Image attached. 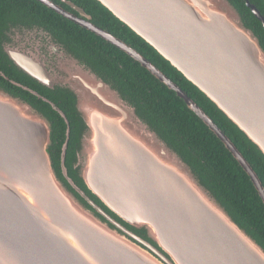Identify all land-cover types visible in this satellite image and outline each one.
<instances>
[{"label": "water", "instance_id": "water-1", "mask_svg": "<svg viewBox=\"0 0 264 264\" xmlns=\"http://www.w3.org/2000/svg\"><path fill=\"white\" fill-rule=\"evenodd\" d=\"M37 1L123 51L173 91L236 159L264 205V187L251 165L177 84L108 31L49 0ZM96 1L264 155V48L230 0ZM244 2L264 29L259 9ZM76 69L88 78H70L80 119L72 167L110 212L146 237L111 217L68 176L65 114L50 103L66 124L60 167L73 190L54 167L49 119L0 88V264H264V248L121 91Z\"/></svg>", "mask_w": 264, "mask_h": 264}, {"label": "trees", "instance_id": "trees-1", "mask_svg": "<svg viewBox=\"0 0 264 264\" xmlns=\"http://www.w3.org/2000/svg\"><path fill=\"white\" fill-rule=\"evenodd\" d=\"M73 1L92 16V22L95 25L138 51L177 84L234 143L264 187V155L202 92L98 1ZM230 1L242 14L246 25L259 37L264 48V29L261 22L250 12L244 0ZM249 1L259 9L264 17V0ZM4 6L13 13L23 14L20 17L27 19L28 22H39L70 34V43L75 51L86 57L100 74L108 77L103 79L121 91L129 103L136 107L142 120L157 131L190 164L195 173L224 205L227 212L264 248V205L247 174L216 135L193 111L187 108L173 91L126 53L94 33L72 24L42 3L36 0H0V10H3ZM63 26L67 28L72 26L76 30L68 32ZM14 79L23 81L21 78ZM8 91L10 94L19 95L23 100H27L51 122L53 136L49 148L50 155L59 177L72 190L70 184L62 176L60 167L61 148L66 132L63 118L48 103L37 100L35 97H29L23 90L10 88ZM62 96L55 95L48 98L65 114L69 122L70 133L64 164L67 174L86 196L111 217L119 220L87 190L72 167L79 140L80 119L75 112L74 98L67 94ZM75 194L88 207L85 199L78 193ZM119 221L129 227L121 220ZM130 229L146 237L143 231Z\"/></svg>", "mask_w": 264, "mask_h": 264}, {"label": "flooded vegetation", "instance_id": "flooded-vegetation-1", "mask_svg": "<svg viewBox=\"0 0 264 264\" xmlns=\"http://www.w3.org/2000/svg\"><path fill=\"white\" fill-rule=\"evenodd\" d=\"M49 1L80 21L88 20L93 23L92 16L73 0ZM20 15L23 14L13 13L5 6L0 10V88L8 93L10 88L23 90L29 97H35L51 106L50 103L53 102L48 98L50 96L67 94L74 98L69 91L70 78H88L87 75L75 74L76 67L82 71L90 70L96 78H108L94 69L86 57L75 51L70 43V34L39 22H28ZM63 18L85 29L74 21ZM63 27L68 32L76 30L72 26ZM14 78H21L23 81ZM87 205L91 207L88 202Z\"/></svg>", "mask_w": 264, "mask_h": 264}]
</instances>
